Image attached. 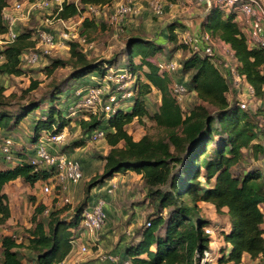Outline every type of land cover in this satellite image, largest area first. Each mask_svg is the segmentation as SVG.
I'll return each instance as SVG.
<instances>
[{
	"label": "trees",
	"instance_id": "1",
	"mask_svg": "<svg viewBox=\"0 0 264 264\" xmlns=\"http://www.w3.org/2000/svg\"><path fill=\"white\" fill-rule=\"evenodd\" d=\"M116 1L80 0V3L104 7ZM7 6L8 0H0V32L6 28L3 11ZM78 13L76 3L67 0L59 17L68 19ZM235 19L234 14L213 7L205 16L207 32L230 45L241 82L246 80L253 91L250 96L262 102L253 118L240 106L247 101L231 102L228 99L227 93L231 89L228 79L232 74L229 69L217 65V59L191 49L190 55L180 62V77L172 85L171 76L161 73L157 64L149 60L162 49L140 36L129 37L124 50L109 59H90L78 42H70L69 61L54 62L49 70L52 74L59 64H65L70 66L69 72L52 82L40 96L33 94L40 86L37 81L32 82L20 96H5L0 90V131H14L30 119V141L36 144L43 133L58 134L71 124L62 107L68 106L73 98H69L73 94L72 86H80L84 95L88 89L99 87L108 70L120 68L121 59L127 57L126 69L137 76L136 94L130 105L110 116L100 111L88 120H81L82 137L71 144L73 148H81L87 140L90 141L94 131H104L109 151L102 159L101 174L93 178L89 187L104 185L119 173L127 175L134 172L141 175L147 196L153 201L155 212L148 216L147 221L150 226L147 223L141 226L136 240L128 236L120 238H129L119 255L116 254L120 262L201 264L205 251L210 249L212 239L206 230L212 221L201 213L200 203L213 205L219 213L227 210L229 229L223 232L222 237L228 248L221 249L219 264H258L264 258V163L261 167H245V150L253 154V161L259 160L261 155L264 157V48L250 44ZM92 23L93 19L86 18L80 34L84 35V28ZM180 27L178 22L168 25L169 42L178 43ZM31 37L32 30L23 31L3 51L6 61L0 64V75L25 74L23 67L26 65L20 57L34 46ZM180 45L186 47L185 44ZM137 46L139 63L135 59ZM94 76L100 80L91 81ZM177 84L185 86V95L192 93L197 97L198 104L189 111L183 109L173 92ZM115 90L113 87L103 100L106 101ZM154 90L160 93L161 103L151 114L148 96ZM64 98L69 99L58 104ZM44 105H47L46 109H43ZM38 111H41L40 116L34 117ZM146 117L162 130V137L156 139L145 133L135 140L129 134L127 126L135 119L142 123ZM3 138H11L15 146L11 136ZM57 145H52L49 150L53 152ZM14 154L17 162L13 166H8L4 156L0 155V226L12 217L6 185L21 179L34 186L52 175L51 169L36 170L31 164L34 149L31 155L16 151ZM77 162L83 178L86 163ZM240 164L243 167L236 169ZM108 189L105 194L109 195ZM90 205L91 197L87 196L65 217L62 216L63 209L49 210L46 220L42 215L47 207L38 205L32 217L33 226L25 230V241L18 243L11 235L1 238L0 264H24L22 251H29L35 264L62 261L71 251V241L79 236L77 231L83 213ZM105 211V226H112V213ZM245 255L251 262L243 260Z\"/></svg>",
	"mask_w": 264,
	"mask_h": 264
},
{
	"label": "rangeland",
	"instance_id": "2",
	"mask_svg": "<svg viewBox=\"0 0 264 264\" xmlns=\"http://www.w3.org/2000/svg\"><path fill=\"white\" fill-rule=\"evenodd\" d=\"M77 1L80 0H70ZM142 5V12L136 17H127L123 21L118 23H111L110 15L113 11L111 8H101L99 15L92 17L93 23L91 26L84 28V35L80 34L83 29L82 23H77L74 28L78 42L82 51L87 54L90 59H109L113 55L120 53L124 50L129 37L140 36L151 43H155L159 48L162 49L161 53L150 57L149 60L155 62L160 69V72L164 75H170L172 79V85L176 83L180 77V62L190 55L191 49L181 46V41L184 36L189 33L188 28L183 24V18L176 14L171 13V8H166L165 13L161 17H157L152 13L150 8V0H139ZM43 17V15L39 14ZM38 19L33 17L31 21L20 24L21 32L27 30H33L39 23ZM172 22H178L181 27L178 30V43L174 44L167 40V27ZM187 32V33H186ZM138 47H136V62H140L138 58ZM71 56L70 53V42H66L64 45L55 48L50 55L43 56L40 62L34 66L26 65L23 67L25 74L22 76H2L0 75V90H3L5 96L17 95L20 96L26 89H28L32 82L37 81L40 83L38 90L34 91L33 94L40 96L48 89L50 84L57 79L63 78L69 72L70 66L65 64H59L56 67L54 73L50 74L49 70L54 66V62L63 61L68 62ZM127 57L121 59L118 67L126 69ZM179 63V67L175 71L167 72L162 69L161 66L169 62ZM144 79V77H142ZM100 80L98 76L91 77V81ZM230 84V90L227 93L228 99L231 102H242L247 101V108L245 112L250 118L254 117V112L261 108V101L256 100L250 96L247 84L237 80L236 76L228 79ZM100 85H104L103 81L100 80ZM131 88L132 85L137 84V76H133L129 80ZM111 89L113 86H110ZM110 89V90H111ZM72 95L69 96L71 102L68 106L62 107V112L65 117L69 118L71 124L64 130L65 141L56 146V151L65 153L69 158L77 160L79 162L86 163V174L81 180L73 185L67 186V189L61 192L54 189L51 193H43L44 182L37 183V185L31 186L25 183L23 180L18 179L7 186L6 190L10 199V206L12 208V217L4 225L0 226V243L1 238L6 235L16 236L17 240L20 238L22 242L26 240L27 234L25 230L33 226L32 217L34 215L35 208L38 205H44L48 210H61L63 209L62 216L65 217L69 214L73 207L80 204L87 196L91 197V206L95 205L100 200H107L111 203L113 210L112 213V226L111 229L105 226L96 237L98 247L93 248L91 254L84 256L85 259L93 262L94 264H109L107 262H98L96 259L97 250L105 254H116V247L118 241L122 236H128L132 240H136L137 231L141 226L145 225L148 221V216L155 212V207L151 198L147 196V189L145 188L144 181L141 175L136 173H129L125 175L126 180L123 183L118 182L119 179L106 181L104 185L96 187H89V184L98 174H101L104 161L103 157L108 153L109 146L106 139L103 138L98 142L86 141L85 146L81 148H73L71 144L82 137L83 130L80 126L81 120H88L90 111L77 108L81 101V97L78 96V92L81 91V87L78 85L72 86ZM68 98V99H69ZM68 99H63L58 104H64ZM264 102V101H263ZM160 103V93L154 90L148 96V108L151 114L157 111ZM195 104H198V100L195 94H187L181 101V105L185 111H189ZM122 106H126L123 104ZM264 106V105H263ZM47 105H44L43 109H46ZM72 108V109H71ZM125 108V107H124ZM127 108V107H126ZM213 110V108H211ZM75 111L74 115H71V111ZM41 111L37 112V116H40ZM32 118V117H31ZM127 130L132 134L133 138L139 139L142 134L148 133L153 138H160L163 136L161 129L157 128L156 125L151 122L147 117L144 118L143 122L140 123L135 119L131 124L128 125ZM11 136L15 141L14 151L17 153H26L31 155L35 148V143L30 141L32 135V128L29 121L24 122L16 130L7 132L0 131V142L5 136ZM43 137H47L46 133H43ZM70 146V147H69ZM211 151V149H209ZM1 155V152H0ZM16 156V155H15ZM16 159V158H15ZM246 166L261 167L264 163V157L260 156L259 160L253 161V154L250 150H245ZM8 166H13L15 163H7ZM83 165V164H82ZM242 168L240 164L237 168ZM123 175L122 173H119ZM83 179V180H82ZM106 188L111 189L110 194H105ZM108 189V190H109ZM68 199L69 202H66ZM201 213L210 221L212 225L210 229L214 231L211 235L212 241L215 240L218 228L225 227L229 224V220L225 217L226 212L221 211L220 213L216 208L208 203H200ZM48 212H44L42 219L46 220ZM133 224V226L131 225ZM81 226L83 222L81 221ZM79 227L77 235H83L84 229ZM229 229V228H228ZM227 229V230H228ZM104 233V234H103ZM129 234V235H128ZM135 234V235H133ZM109 236L110 239H106ZM85 237L81 236L80 241H84ZM223 248L221 242H218L217 253L220 254V250ZM24 256V264H35L32 259V254L29 251H22ZM70 257H75L71 254ZM0 258H1V246H0ZM261 260V259H260ZM97 261V262H96ZM211 264V263H209Z\"/></svg>",
	"mask_w": 264,
	"mask_h": 264
},
{
	"label": "built area",
	"instance_id": "3",
	"mask_svg": "<svg viewBox=\"0 0 264 264\" xmlns=\"http://www.w3.org/2000/svg\"><path fill=\"white\" fill-rule=\"evenodd\" d=\"M67 0H16L12 5H8L3 11V20L5 23V31L0 32V64L6 61L3 51L13 44L21 33L20 24L32 20L33 17H39V25L33 28L31 40L34 46L21 55V61L25 65L34 66L41 60V56H47L58 46L64 45L66 42H78L79 36L72 22L82 23L86 18L99 15L101 8H111L113 11L110 15L111 23H118L127 17L139 16L142 12V5L139 0H117L111 6H83L80 1H74L78 8V15L68 19H62L60 16ZM173 0H150V8L152 13L161 17L165 13L166 8L172 6ZM208 9L216 8L225 13H232L236 17L242 16L246 19L250 31L248 40L250 44L264 48V4L261 0H206ZM43 15V17L39 16ZM88 15H92L89 17ZM79 43V42H78ZM193 51H203L204 54L217 59L216 63L225 69H229L237 80L241 81V77L237 74V60L233 49L207 31H203L198 35L188 34L181 41ZM162 69L167 72L176 70L179 67L177 62H169ZM133 78V74L127 69L112 67L108 70L103 79L104 85L96 88H90L82 95V91L78 92L81 101L77 108L90 111L91 115H96L100 111L110 116L115 114L120 108H126L130 105L131 100L135 97L136 84L131 88L129 80ZM245 80V79H244ZM246 81V80H245ZM244 81V82H245ZM247 84V83H246ZM115 87L114 93L103 100L104 95L110 92L111 87ZM248 91L253 94L249 85ZM112 90V89H111ZM174 94L179 102H181L187 92L182 84H177L174 88ZM125 104L126 106H122ZM241 108L246 109L247 104H240ZM72 109V108H71ZM75 111H71L74 115ZM89 116V117H90ZM47 137H41L35 144V156L31 160V164L36 170L48 168L51 169L52 175L44 182L43 193L49 194L54 189L61 192L67 189L69 184H77L82 178L80 165L77 161L69 158L65 153H58L56 150L51 152L50 147L54 144H60L65 141V132L58 134L46 133ZM105 137L102 130H96L90 137L91 142H98ZM13 141L11 138H3L0 142V152L4 156L6 163H15V154L13 149ZM17 162V161H16ZM111 192V189L108 190ZM66 202H69L68 199ZM107 203L100 200L95 205H90L85 209L82 217L84 229L83 235L78 236L71 241L70 253L60 262L55 264H94L85 259L84 256L91 254L97 245V235L105 228L107 214ZM46 212L49 210L46 209ZM150 222L147 223L150 226ZM207 234L213 235L214 231L210 228L206 230ZM81 236L85 237L84 241H80ZM14 238L17 240L16 236ZM18 243L22 242L20 238ZM96 259L98 262H107L109 264H131L129 261L120 262V258L116 254H105L97 250ZM74 254L75 257H70ZM263 258V257H262ZM214 256L210 250L205 251L201 264H209L213 262ZM97 262V261H96ZM264 264V258L261 263Z\"/></svg>",
	"mask_w": 264,
	"mask_h": 264
},
{
	"label": "crops",
	"instance_id": "4",
	"mask_svg": "<svg viewBox=\"0 0 264 264\" xmlns=\"http://www.w3.org/2000/svg\"><path fill=\"white\" fill-rule=\"evenodd\" d=\"M15 1L16 0H8V5H12ZM261 1L264 4V0H261ZM171 4H172V6H170L171 11H172L171 13L176 14L179 17L183 18V24H185L186 27L188 28L187 32L189 34L198 35L203 31H208V27H207L208 23H207V21H205V16L208 13L209 9L207 7L206 0H173V3H171ZM235 21H237L239 23L242 31L248 37L250 28H249L248 23L246 22V19L243 18L242 16H237ZM70 102H71V100H70ZM160 103H161V96H160ZM160 103H159V105H160ZM129 134H131V133L129 132ZM143 135L144 134H142V136ZM134 139L139 140L140 138L139 139L134 138ZM116 179H119L118 180L119 184L123 183L126 180L125 175H120V174L116 175L113 178V180H116ZM10 184L11 183H9L8 185H10ZM8 185L5 186V193L7 195H8V193H7L6 188ZM106 210L108 211L109 214L113 213L114 209L112 208L110 202H108V204L106 206ZM262 210L264 212V206H262ZM223 211L226 212L225 217L228 218L227 210L223 209ZM131 225L133 226V224H131ZM109 227L111 229V225L110 226L108 225V230H109ZM228 228H229V224L226 225L225 227L218 228V232L216 233L215 240L211 241V243H210V250L214 256L213 262H211V264H219L218 259H219L220 254H221V253L220 254L217 253V247H218L219 241L221 242V245H223V249L228 248L227 244L223 241V237H222L223 232L227 231ZM262 228L264 229V223L262 224ZM106 239H110L109 236H106ZM128 241H129L128 237H125V238H122L119 240V245L116 247V254L119 255L122 248L125 246L126 242H128ZM0 246H1V243H0ZM220 252H221V250H220ZM243 260L245 262H251L248 255H245ZM254 264H257V262H255Z\"/></svg>",
	"mask_w": 264,
	"mask_h": 264
},
{
	"label": "clouds",
	"instance_id": "5",
	"mask_svg": "<svg viewBox=\"0 0 264 264\" xmlns=\"http://www.w3.org/2000/svg\"><path fill=\"white\" fill-rule=\"evenodd\" d=\"M210 250V249H209ZM211 251V250H210ZM208 264V263H207Z\"/></svg>",
	"mask_w": 264,
	"mask_h": 264
}]
</instances>
